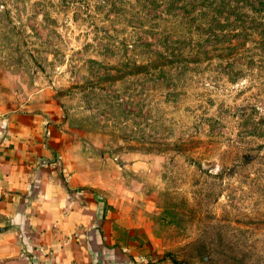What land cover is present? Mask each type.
Masks as SVG:
<instances>
[{
	"label": "rangeland",
	"instance_id": "rangeland-1",
	"mask_svg": "<svg viewBox=\"0 0 264 264\" xmlns=\"http://www.w3.org/2000/svg\"><path fill=\"white\" fill-rule=\"evenodd\" d=\"M170 1L0 0V117L52 128L46 163L138 262L264 264V48Z\"/></svg>",
	"mask_w": 264,
	"mask_h": 264
},
{
	"label": "crops",
	"instance_id": "crops-1",
	"mask_svg": "<svg viewBox=\"0 0 264 264\" xmlns=\"http://www.w3.org/2000/svg\"><path fill=\"white\" fill-rule=\"evenodd\" d=\"M20 122L0 117V264H143L105 234L101 205L46 163L52 128Z\"/></svg>",
	"mask_w": 264,
	"mask_h": 264
},
{
	"label": "trees",
	"instance_id": "trees-1",
	"mask_svg": "<svg viewBox=\"0 0 264 264\" xmlns=\"http://www.w3.org/2000/svg\"><path fill=\"white\" fill-rule=\"evenodd\" d=\"M175 1V0H173ZM214 0H211V2H209L207 5H204L202 8L204 10H209V12L213 11L214 13H218V14H224L225 12H227V15H233V16H236V20L240 19V21H237V25L235 23V25L231 24V26H234L236 27L235 30L239 33H235V35H232V37H236V40L241 41V43H244V41L246 39H254L255 37L257 38V40H259L262 48H264V23H258V24H255L256 22L255 21H251L249 22L248 24L245 22V20L247 21V18L246 16H254L257 18V20H261L258 16H260L261 14H264V4L261 5L260 8L258 9H255L253 12H249V13H246V9L244 6H238V5H229L227 4L226 6L223 4V3H218V5H215L213 3ZM170 4L173 5V2L172 0L170 1ZM170 5V6H171ZM240 14H243V16H241ZM258 15V16H256ZM208 16V13L207 12H202L199 14V19L202 17V18H206ZM245 18V20H244ZM196 20V19H195ZM228 22V21H227ZM236 22V21H235ZM238 26V27H237ZM231 47V45H230ZM237 49V46H234L231 49H229V51L231 52L230 53V59L228 62L229 63V66L230 68L232 69L233 71V64L236 63L235 61V58L234 56L236 55V52L235 50ZM209 52H205L203 53V55L207 54L208 55ZM198 54H201V53H198ZM184 57L182 58H186L188 59L189 58V54H183ZM181 55V56H182ZM172 56V60H173V56L174 55H171ZM229 56V55H228Z\"/></svg>",
	"mask_w": 264,
	"mask_h": 264
}]
</instances>
